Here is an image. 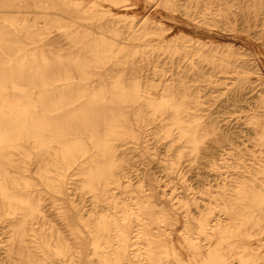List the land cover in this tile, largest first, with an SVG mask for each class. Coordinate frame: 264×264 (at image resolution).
Wrapping results in <instances>:
<instances>
[{"label": "bare ground", "instance_id": "6f19581e", "mask_svg": "<svg viewBox=\"0 0 264 264\" xmlns=\"http://www.w3.org/2000/svg\"><path fill=\"white\" fill-rule=\"evenodd\" d=\"M105 1L121 7L128 0ZM150 1L170 9L178 5V0ZM229 3L239 8L237 15L245 22L244 28L252 25L248 22L251 17L264 20V0H223V14L231 12ZM11 6L57 8L63 13L51 16L44 11L32 18L0 15V216L12 217L0 218L9 226L7 258L14 264H57V259L66 264H231L220 242L236 238L239 250L234 264H264V253L259 254V248L252 253L242 241L264 225L263 109L247 115L252 126L245 134L255 137L257 148L252 149L251 161L237 166L242 168L243 178L236 194H222L217 205L226 215V223L211 224L202 214L196 236L180 233L175 238L176 217L165 204H158L153 192L126 189L120 191L123 197L112 192V184L120 185L117 173L122 166L116 155L117 142H139L148 164L162 151L154 139H163L166 152L177 144L176 156L161 160L164 170L174 174L182 157L180 149L189 147L190 154L196 153L201 138L218 131L224 136L238 135L241 128L228 130L232 115L245 111L254 98L248 69L224 55L216 57L218 63L210 67L193 58L169 68L153 63V46L178 53L186 44L156 38L158 32L150 34V22L165 30L159 20L147 16L136 20L133 14L108 16L111 9L102 8L100 0L89 8L82 7L81 0L0 1V7ZM67 17L83 25H63ZM53 27L63 29L58 35L69 40L71 50L49 49L47 53L42 48L39 41ZM20 33L30 41L23 42ZM136 55L144 64L127 66ZM64 62L69 65L57 66ZM254 68L252 73L262 85L256 98L264 106V76ZM71 69L78 75L69 74ZM58 70L64 73L48 74ZM199 80L209 84L203 94H198L201 88L195 85ZM208 92L213 95L205 98L217 101L216 109L203 106ZM221 121H225L222 130L218 127ZM17 140L29 141L44 161L37 183L24 171L8 177L12 171L6 166L12 163L10 150ZM224 165L227 171L236 167L229 166L226 158ZM69 174L78 175L94 201L107 205L100 213L94 209L86 219L79 216L87 227V235L80 241L87 246V255L91 254L87 258L74 257L58 228L43 217L41 197L34 193L33 184H40L53 194L65 195ZM190 202L194 203L192 195Z\"/></svg>", "mask_w": 264, "mask_h": 264}, {"label": "rangeland", "instance_id": "374dc122", "mask_svg": "<svg viewBox=\"0 0 264 264\" xmlns=\"http://www.w3.org/2000/svg\"><path fill=\"white\" fill-rule=\"evenodd\" d=\"M30 1L28 0V2ZM81 1L84 8H89L92 2H99V0ZM100 2L102 8L111 9L108 13L110 17L133 14L136 20L142 16L159 20L168 28L163 27L165 30H159L150 22L147 26V30L152 32L150 34L158 32L159 35H155L156 38L164 37L168 42L186 44L178 53H171L167 48L153 46L154 50L151 54L153 63L169 68L179 61L182 63L189 58H193L201 60L203 64L210 67L218 63L216 57L224 55L235 58L248 69L255 89L250 95H253L254 98H251V103L246 106L245 111L232 115L233 120L229 124L231 129L228 130L234 132L239 127L242 131L238 129V135L227 136L218 131L212 135L202 137L198 151L193 154H190L189 147L180 149L182 157L176 163L174 174H169L164 170L161 160L170 156L175 157L176 150L179 149L177 144L171 145L169 147L170 151L166 152L163 151V139L158 141L154 139L155 145L162 151L158 153L157 160H152L148 164L142 158L139 142L130 140V142L116 143V155L122 161V166L117 173L120 185L112 184L114 187L112 192H117L122 197L124 193H120V191L126 189L140 192L139 188H142L145 193L153 192L156 195L158 204H165L176 217V223L172 227L173 237L177 238L180 233L188 237L196 236L197 221L202 214L207 216V220L211 224L220 220H224L223 223H226L225 221L228 219L224 213L218 211V203L221 204L222 202V194L225 193L231 197L236 194L238 183L243 178L242 168L237 166L251 161L252 149L257 148L254 143L255 137L245 134V130L252 126L247 121V115L251 111L264 110V106H261L256 98V94L260 91L262 85H260L257 76L252 73V68L255 69L254 67H256V70L264 76V20L261 19L262 16L256 19L251 17L248 22L252 25L250 28H244L243 26H246L244 25L245 22H240L239 15H237L239 9L237 5L229 3L231 12L223 14V0H178V5L173 9L163 7L150 0H128L121 7H113L105 0H100ZM20 4L22 3L20 2ZM44 11L50 12L49 15L51 16L63 13L57 8L46 10L41 7H0V15L2 16L24 15L27 18H32L37 13L42 15ZM62 24L83 25L78 21H70L68 17ZM61 30L63 29L53 27L51 32L48 33L49 37L46 36L39 41L47 53L49 49L52 51L61 50L62 53L71 50L69 40L58 35L61 34ZM95 30L99 29L95 28ZM20 34H23V42L30 41L24 33ZM150 36L149 34L144 35L146 38H150ZM29 46L25 45V48ZM143 64L138 55L132 61L126 63L127 66L139 67ZM64 65L69 64L67 62L57 64V66ZM55 73L62 74L64 71H48V74ZM68 73L73 76L78 75V72L74 69H71ZM195 85L199 89L201 88L198 94L208 91L209 84L206 81L199 80ZM210 94L208 92L203 97L204 99L201 98L204 100L203 106L216 109L215 105L218 102H212L205 98ZM3 112H7V109H4ZM218 125H220L218 126L220 130L225 129V121L219 122ZM15 144H21L22 146L15 145L10 150L12 163L7 165L6 169L12 171V174H9L8 177H18L19 173L17 172L24 171L28 178L37 183L38 171L41 170L40 166L44 161L39 160L35 147L29 141L17 140ZM209 148L210 150H208ZM124 150H127V152L124 153ZM44 157L48 158L47 155ZM225 158L228 159L229 166L234 164L236 167H231L227 171V167L224 165ZM77 179L78 175L76 174L68 175L69 185L65 189V195L53 194L40 184H33V187L34 193L39 194L41 197L40 200L42 201L40 202L44 206L43 217L58 228L63 240L71 246L74 257L80 255L82 258H87L91 257V254L87 255V246L80 242L87 235V227L82 224L79 216L86 219L95 211L103 212L107 205L103 201H94L91 192L82 187ZM226 181L228 182L225 184ZM224 184L226 185L225 189L223 188ZM151 186L153 189H151ZM191 195L194 196V203L190 202ZM185 204H188V206L186 208L182 207ZM0 218L12 217L0 216ZM180 229L182 230L180 231ZM8 230L7 221L0 220V264H14L7 258L6 249L10 248L8 244L10 232ZM256 232V235L245 237L242 241L247 250L255 253V250L259 248V254H263L264 225ZM236 242V238L220 242V246L228 256L231 264L237 263L236 256L239 249L235 247ZM79 251L81 254H79ZM204 255L205 252H203ZM57 264L66 263L57 259ZM81 264L91 263L84 262Z\"/></svg>", "mask_w": 264, "mask_h": 264}]
</instances>
